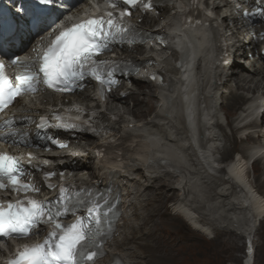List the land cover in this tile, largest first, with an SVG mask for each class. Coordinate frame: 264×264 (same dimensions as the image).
<instances>
[{
    "label": "bare ground",
    "instance_id": "obj_1",
    "mask_svg": "<svg viewBox=\"0 0 264 264\" xmlns=\"http://www.w3.org/2000/svg\"><path fill=\"white\" fill-rule=\"evenodd\" d=\"M12 1L5 0L9 6ZM162 1L169 4L163 16L144 17L141 26L152 33L160 27V33L172 38L183 35L185 52L168 47L157 53L144 47L117 53L142 66L123 83L121 91L126 97L111 94L108 105L84 101L88 109L102 115L108 130L89 144L75 147L74 154L60 152L59 157L42 158L56 166L65 164V169L77 173L74 179L79 184H87L90 178L93 183L117 178L122 198L117 237L98 264H109L113 257L124 264H152L163 248L162 234L153 226L151 206L155 199L162 202L171 196L166 212L175 216L172 219L183 221L200 235L213 233L207 240L216 243L210 247L202 244L197 254L204 257L210 249L214 263L223 264L224 259L237 263L238 240H248L250 249L246 242L245 249L253 251L251 236L257 232L256 225L260 232L264 227V62L259 56L264 42L256 40L258 32L264 30L249 25V19L237 9L241 5L237 0ZM187 18L201 21L202 26L179 33L177 22ZM186 39L192 43V66ZM155 72L168 79L165 85L150 83L149 76ZM228 94L231 98L224 109L221 104ZM87 97L79 96L82 100ZM234 98L244 104L233 116L230 110L237 107ZM149 103H153L155 113L137 121ZM19 104L14 109L25 115L22 120L27 123L45 111V105H51L44 96L38 103ZM131 140L143 144L145 152L141 160L133 148L124 151L126 171L114 174L97 161L98 151L111 142L118 143L117 149H125ZM235 142H240L239 153L229 160ZM247 142L254 146L247 147ZM225 238V243L221 242Z\"/></svg>",
    "mask_w": 264,
    "mask_h": 264
},
{
    "label": "snow or ice",
    "instance_id": "obj_2",
    "mask_svg": "<svg viewBox=\"0 0 264 264\" xmlns=\"http://www.w3.org/2000/svg\"><path fill=\"white\" fill-rule=\"evenodd\" d=\"M52 2L53 0H36L37 4L44 6ZM119 2L132 7L139 6L144 10L153 7L152 0H109V5L115 8ZM16 13L23 16L26 9L18 7ZM126 15H130L127 10L120 12L119 16L106 12L98 18L89 17L60 31L40 56V65L36 71H31L30 65L20 61L19 57H10L12 65H20L26 70L25 74L15 77V85L6 74L5 63L0 60V111L24 93L38 91L40 83L47 88L64 92L81 87L79 82L91 77L98 81L102 93L106 86L110 88L116 82L114 74L122 70L121 65L115 61L96 60L95 56L109 49L113 43L132 44L137 39L143 40L135 27L126 23ZM4 39V33L0 30V41ZM156 39L163 42L161 37ZM75 111V119L79 120L81 110ZM55 119L60 121L57 125L59 127H77L61 116H56ZM0 123L9 125L11 121ZM42 126L43 118L40 127ZM3 135L10 137L14 133ZM21 159L22 157L0 153V189L38 191L21 182L20 177L24 174ZM80 208L87 212V216L77 217L71 224L59 222L60 217L69 213L75 215ZM110 208L103 196L97 197L91 190L74 192L64 186H61L57 197L52 201L26 197L25 200L14 203H0V239L27 237L34 234L41 225L51 226L42 242L23 246L4 264H95V260L103 255L101 238L111 230Z\"/></svg>",
    "mask_w": 264,
    "mask_h": 264
},
{
    "label": "rangeland",
    "instance_id": "obj_3",
    "mask_svg": "<svg viewBox=\"0 0 264 264\" xmlns=\"http://www.w3.org/2000/svg\"><path fill=\"white\" fill-rule=\"evenodd\" d=\"M249 84L251 85V83ZM249 84L247 86H250ZM239 92L242 93L243 91L239 90ZM230 98L231 96H229V94L227 96L225 95L223 99V104H221L222 108L226 109ZM233 101L236 103V106H237L235 109L230 110L231 114L234 116L242 108V105L244 104V102L241 101L240 98L239 99L234 98ZM239 102H241V105ZM193 107H195V104H193ZM155 110L156 109L154 108L153 103H149L147 107L145 105L143 107V111L141 112V114H139L141 118H136L137 121L140 122L142 118L143 120L149 119V117L155 113ZM199 138L201 139L202 136H200ZM91 141L92 140H90V142ZM88 143L89 142H85L84 145ZM239 143L240 142H235L234 144L235 147H233L232 150L230 151L229 158H228L229 160L233 159V157L237 153H239L238 151ZM245 144L248 145L247 147L254 146L253 142H250V143L247 142ZM257 174L258 173L255 172V175ZM250 178L253 179L252 173L250 174ZM158 181L160 182L161 180H158ZM261 191L264 192L263 186H261ZM162 200L163 201L160 202L155 199L154 205L151 206V210L154 209V215L152 217V220L153 219L155 220H154L153 226L159 231L160 234H162L161 239H162V248H163L162 252L159 255L154 257L155 259H153L152 264H176L179 260L184 261V263L188 261V264H190V262H193V264H217L213 262L214 254L213 252H211L210 249H209L210 251L208 250L207 254L204 257H201V255L197 254L202 244L206 245L207 247H210L211 245L216 243V242H212V240L211 241L207 240V239L212 238L213 233H211V235L209 234V236L200 235L196 231H193L191 227L188 224L184 223L183 221L172 219L175 216H173V214H171L169 211L166 212V209L172 200V196L168 198L167 200L165 199H162ZM262 228L263 229L260 232L259 224L257 223L256 225L257 232H255L251 236V241L253 243V251L252 249L250 251L253 254L248 252L249 254H247L246 256L247 250L245 249V246H244V243L246 242V240L244 242V239L240 238L238 240L239 250L235 252L236 255H238L237 263L233 262L230 259H224L223 264H251V263L252 264L253 263L263 264L264 263L263 262L264 227ZM225 237L228 238V236H225ZM226 238L221 242L225 243ZM221 245L222 243H220L217 247L219 248Z\"/></svg>",
    "mask_w": 264,
    "mask_h": 264
}]
</instances>
